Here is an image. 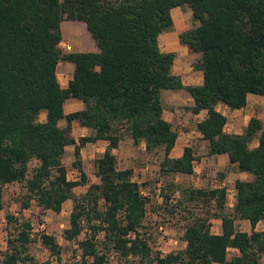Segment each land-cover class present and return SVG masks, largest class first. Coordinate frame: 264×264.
I'll list each match as a JSON object with an SVG mask.
<instances>
[{"label":"trees","instance_id":"obj_1","mask_svg":"<svg viewBox=\"0 0 264 264\" xmlns=\"http://www.w3.org/2000/svg\"><path fill=\"white\" fill-rule=\"evenodd\" d=\"M182 6L197 22L179 34V41L200 55L194 65L202 71L200 84H184L172 72L175 53L159 47V35L173 28L171 9ZM65 20L82 22L96 49L63 50ZM60 61L74 64L66 87L57 78ZM162 90H186L190 112L206 111L195 127L208 142V155L227 154L229 164L249 175L234 181L230 208L223 186L182 187L187 204L178 200L169 213L183 218L185 246L164 256L153 252L140 232L148 202L141 183L132 179L131 168L117 167L113 153L125 131L135 144L143 141L147 151L163 150L162 174L194 173L192 145L170 156L178 133L163 118ZM249 94L264 96V0H0V210L3 187L14 182L25 184L28 201L34 199L43 212L59 213L72 199L63 232L73 240L88 230L79 242L80 260L63 262L55 237L41 234L58 264H109L108 253L98 247L101 233L103 244L127 264H261L264 231L255 226L264 219V125L251 117L241 133L226 132L227 116L217 109L218 104L242 109ZM69 98L80 100L82 109L65 113ZM73 121L90 134L75 139ZM98 140L108 142L94 160L99 182L75 195L74 187L87 184L81 148ZM67 146H74L78 180L67 177L62 162ZM32 160L37 163L29 174ZM5 218L16 226L8 229L0 264H51L28 253L30 221ZM212 219L220 220L217 233ZM238 220H247L251 231L238 229ZM228 248L238 254L228 256Z\"/></svg>","mask_w":264,"mask_h":264},{"label":"rangeland","instance_id":"obj_2","mask_svg":"<svg viewBox=\"0 0 264 264\" xmlns=\"http://www.w3.org/2000/svg\"><path fill=\"white\" fill-rule=\"evenodd\" d=\"M191 21L194 20H189V22ZM77 24L75 21H64L69 33H74L78 28L84 31L85 26L82 24L78 26ZM194 60V63L198 61L197 58H194ZM198 80L196 75H192V78H184L185 84H195ZM189 97V93L186 90H162L161 92L163 107L166 112L174 114L171 124L178 133L177 146L172 152V156L177 155L178 149H182L188 140V143L194 147L196 153L193 174H162L160 172V162L163 157V150L156 148L152 151H147L143 141L135 144L125 131L119 133L121 138L119 146L113 150L117 159V167L119 169L131 168L133 170L132 179L141 183V191L148 198L146 215L140 232L149 239L153 252L159 251L158 247L166 246L164 241L168 237L176 238L180 243L183 240L184 224L182 216L179 213L175 216L169 213V208L178 204V200L182 201L181 205L187 204V195L181 191L182 187L201 189L224 185L223 187L228 189L226 191V204L230 208L233 205V193H235L234 181L240 179L238 178V171L233 165L226 160H219L208 155V142L202 139L201 134L195 127L196 121L201 119L205 112H201L198 117L192 116L193 114L188 109L190 106ZM218 109L227 115L225 128L230 133H241L251 117H258L264 125V96H250L247 105L237 111L225 109L222 105H219ZM39 118H43V113L40 114ZM64 124L65 120H61V125ZM72 133L77 139L79 138L77 127ZM250 145L254 147L256 141H253ZM106 146L105 142L100 141L98 143H87L81 148L82 169L86 173L87 184L74 187L73 192L75 195L84 193L88 184L99 182L94 160L101 156ZM73 150L74 146L66 148L62 162L67 168V177L70 180H78L79 171L72 165L74 161ZM36 163L35 160L29 163V174H31ZM221 174L224 176L221 177ZM243 175L249 178L248 174L245 173ZM26 193L23 182L9 183L3 187L4 206L0 210V251L4 252L7 249L8 229L14 230L16 226L15 222L12 225L8 224L5 217L9 214L13 215L17 223L30 221L32 224V239L29 243L28 253L34 260H49L51 264H58L56 257L41 242V234L48 233L53 235L60 245L63 262L79 261L81 254L79 242L85 238L88 230L85 227L80 235L73 240H66L63 232L69 225L73 204L72 199H68L63 203L62 210L59 213L52 210L43 212L34 199L28 201ZM166 195L170 197L168 204L165 203ZM27 201L28 206H25L24 203ZM181 209L178 207L177 211H181ZM236 225L238 229L251 231L250 224L247 222L238 220ZM262 225L264 227V223ZM218 230H220V220L212 219V231L217 232ZM97 240L99 249L108 253L109 264H127V261L120 259L116 252L110 248L109 244L106 246L103 244L102 233L97 236ZM183 248L184 246L181 244L179 249ZM129 259L132 260L133 257ZM260 262L264 264V255Z\"/></svg>","mask_w":264,"mask_h":264},{"label":"crops","instance_id":"obj_3","mask_svg":"<svg viewBox=\"0 0 264 264\" xmlns=\"http://www.w3.org/2000/svg\"><path fill=\"white\" fill-rule=\"evenodd\" d=\"M171 16L173 19V28L170 31L163 32L159 35V39H158L159 47L162 51L175 53V59H174L173 67H172V72L174 74L180 76L182 79V82L184 84H185L184 78L185 77L186 78L187 77L192 78V75H196L197 79H199L198 82L195 84H200V83H202V71L199 69H196L194 67V65H195L194 58H197V60H198L200 55L198 53H189L187 50V47L185 45L181 44L179 41V34L181 32H184V31L192 28L194 26V23L196 24L197 22H195V21L189 22V20L192 19V13H191V10L188 6L172 8L171 9ZM75 22L78 23L77 24L78 26L80 24L83 25L82 22H78V21H75ZM60 44H61V46L63 44L70 45V48H71L70 51H73V52L85 51V50H95L96 49L93 40L87 35V33L83 32L81 28H78L76 31H74V33H69L68 28H66V26L64 25V21L62 22V40H61ZM73 70H74V64L71 62L60 61L58 63V65H57V78H58L59 83L62 87H66L68 85L69 80L72 78ZM177 91H180V90H177ZM250 96H255V94H249L248 95L247 103H248ZM189 105L190 106L192 105V98L191 97H189ZM219 105H222L223 108L230 110L226 105H223V104H218L217 109H218ZM82 107H83V103L80 100L75 99V98H69L65 101L64 111H65V113H69L72 111L80 110V109H82ZM234 111H237V110H234ZM201 112H205L204 116L201 118V119H203L206 116V111L203 110ZM201 112L199 114H196V115L193 114L192 116L198 117L201 114ZM168 113H170V114H168ZM222 113L224 115H226L225 112H222ZM167 114L170 116H168ZM162 115L166 121H168L170 123L172 122V119L174 116L173 113L166 112V110L164 108ZM45 116H46V114H45V112H43V118L40 120H45ZM201 119H199V120H201ZM199 120H197V121H199ZM76 127H77V130L79 133V137L90 134L89 128H86L84 126L79 125L77 121H73L72 122V131H74L76 129ZM225 127H226V125H225ZM225 127H224L225 131L228 132ZM72 134L75 137L74 133H72ZM75 139H77V137H75ZM177 139H178V135H177ZM177 139H176V143H175V145L171 151V154H170L171 157H178L182 154L183 148L178 149L179 152L177 153V155L172 156V152L174 151V149L177 146ZM100 141L105 142L106 145L108 144V142L106 140H98L95 143H98ZM186 145H190L188 143V140L183 145V147ZM195 155H196V153H195ZM210 157H215V158H218L219 160H226L228 162L227 154L210 155ZM195 161H196V159H195ZM195 161H194V163H195ZM194 170H195V165H194ZM237 174L239 176L238 178L246 179V177H245L246 175H243V174H245L244 172H237ZM222 184H224V183H222ZM222 186H224V185H220V187H222ZM226 191H228V189H226ZM234 191H235V188H234ZM233 196H234L233 197V203H234L235 193H233ZM240 221L249 223L247 220H240ZM259 223H264V219L260 220ZM219 231L220 230H218L217 232H219ZM217 232H214V233H217ZM229 252H230L231 256L238 254V250L236 248L235 249H229ZM213 264H216V263H213Z\"/></svg>","mask_w":264,"mask_h":264},{"label":"built area","instance_id":"obj_4","mask_svg":"<svg viewBox=\"0 0 264 264\" xmlns=\"http://www.w3.org/2000/svg\"><path fill=\"white\" fill-rule=\"evenodd\" d=\"M60 47L63 48L64 50L66 51H70V45L68 44H63L61 46L60 44ZM226 197H227V193H226ZM263 223H257L256 226H255V229L258 230V231H264V227L262 225ZM161 229V227H160ZM30 236L32 237V231H31V234ZM163 240V239H162ZM148 243L151 245L149 239H147ZM164 241V240H163ZM165 245L164 247H158V252L160 253L161 256H164L166 255L167 253L171 252V251H174V250H178L181 246V244H183V246H185V241L182 240V242L180 243L178 241V239L176 238H171V237H168L165 241H164ZM229 249H235V248H228L227 249V254L228 256H231L230 255V252H229Z\"/></svg>","mask_w":264,"mask_h":264}]
</instances>
